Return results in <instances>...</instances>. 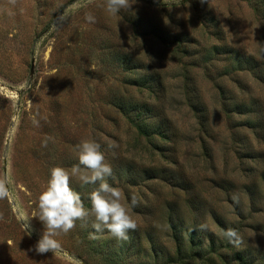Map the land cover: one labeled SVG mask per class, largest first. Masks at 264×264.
<instances>
[{
	"label": "rangeland",
	"instance_id": "1",
	"mask_svg": "<svg viewBox=\"0 0 264 264\" xmlns=\"http://www.w3.org/2000/svg\"><path fill=\"white\" fill-rule=\"evenodd\" d=\"M105 6L0 0V264H264V0ZM84 139L137 229L120 241L89 216L38 255L44 226L23 218ZM97 186L71 181L88 208Z\"/></svg>",
	"mask_w": 264,
	"mask_h": 264
},
{
	"label": "clouds",
	"instance_id": "2",
	"mask_svg": "<svg viewBox=\"0 0 264 264\" xmlns=\"http://www.w3.org/2000/svg\"><path fill=\"white\" fill-rule=\"evenodd\" d=\"M135 2L136 0H106L105 8L115 16L122 9L129 10ZM173 2L179 5V0ZM86 18L90 22L95 19L91 15ZM261 51L264 52V48ZM108 147L114 149L117 145L110 144ZM76 148L79 165L84 166L87 171H82L79 165L73 166L71 171L60 166L52 167L47 187L38 198V211L31 217L25 215L23 218L25 231L29 236L32 234L28 230L31 219L37 218L44 226L33 248L38 255L48 252L55 254L60 248L55 237L73 230L77 221H85L89 216L94 217L93 228L96 232L107 230L120 241L128 240V233L137 229V223L129 211L130 207H135L138 203L137 198L132 196L130 206L122 203L121 190L107 180V177L112 176L113 170L106 161L101 145L94 140L84 139ZM73 177L78 179L81 187L98 185L89 193L90 208L85 206L80 193L71 187ZM6 183H11V179L0 180V198L8 195ZM200 230H207V225H200ZM222 238L234 246L242 243L235 229L223 231Z\"/></svg>",
	"mask_w": 264,
	"mask_h": 264
},
{
	"label": "trees",
	"instance_id": "3",
	"mask_svg": "<svg viewBox=\"0 0 264 264\" xmlns=\"http://www.w3.org/2000/svg\"><path fill=\"white\" fill-rule=\"evenodd\" d=\"M180 246V245H179Z\"/></svg>",
	"mask_w": 264,
	"mask_h": 264
}]
</instances>
